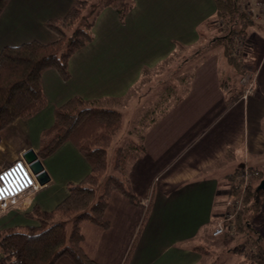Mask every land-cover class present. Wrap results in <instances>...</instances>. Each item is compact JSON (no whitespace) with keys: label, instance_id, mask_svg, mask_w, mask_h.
Returning a JSON list of instances; mask_svg holds the SVG:
<instances>
[{"label":"crops","instance_id":"1","mask_svg":"<svg viewBox=\"0 0 264 264\" xmlns=\"http://www.w3.org/2000/svg\"><path fill=\"white\" fill-rule=\"evenodd\" d=\"M73 1L9 0L0 14V50L32 40L54 41L56 34L44 23L65 14ZM216 12L215 0H133L121 22L112 7H105L92 27V41L68 59L69 78L63 80L51 68L42 73L46 107L28 119H16L2 132L0 153L14 151L15 159L27 148L36 149L40 130L32 128L44 120L53 123L54 108L70 97L113 108L114 100L125 98L145 73L178 48L190 49L194 58L203 56L178 73H186L181 77L184 93L138 134L143 152L128 164L127 177L139 204L113 192L103 215L108 228L81 224L82 246L98 264H201L204 254L193 248L213 237L215 222L233 193L235 172L245 165L264 169V16L243 32L241 64L254 72V87L242 98L241 89L231 85L239 67L228 62L225 47L218 49L216 37L201 41ZM199 46L203 51L192 52ZM51 156L42 162L50 180L0 215V230L32 224L26 213L33 206L52 209L66 195V184L90 170L69 142ZM59 158L74 159L75 165L62 174L66 179L56 170Z\"/></svg>","mask_w":264,"mask_h":264},{"label":"trees","instance_id":"2","mask_svg":"<svg viewBox=\"0 0 264 264\" xmlns=\"http://www.w3.org/2000/svg\"><path fill=\"white\" fill-rule=\"evenodd\" d=\"M8 1L0 0V14ZM215 3L217 12L214 18L223 20L221 34L216 41L225 47L226 59L234 67H239L240 72L242 64L230 55L227 43L234 34H243L252 18L240 11L236 0H215ZM107 6L112 7L123 22L133 7V0H74L65 14L44 23L56 34L54 41L43 43L32 40L2 47L0 142L2 132L13 121L28 119L47 105L41 82L46 69L56 70L63 80L69 78L68 59L92 41V27L100 11ZM197 48L192 52L203 51L201 46ZM201 57L197 54L196 61ZM121 127L122 113L102 106L97 100L72 96L54 108L50 127L53 136L37 152L39 158L52 154L63 143L69 142L87 161L90 170L78 182L66 184V195L52 209L33 206L26 213L34 220L32 224L0 230V264H98L82 246L81 224L87 222L100 229L108 228V221L103 215L113 192L123 195L132 205L140 202V196L127 177L130 153L122 146L115 147L111 166L108 165V148ZM131 145L136 151L134 157L143 152L139 143ZM258 192L253 189L245 193L242 208L235 217L239 234L247 233L250 227L244 219L249 206L246 202L249 193L256 196ZM148 212L149 207L144 221ZM258 218L264 225V208ZM247 238L252 251L248 249L246 257L264 264V243L250 234ZM193 249L208 253L206 247Z\"/></svg>","mask_w":264,"mask_h":264},{"label":"rangeland","instance_id":"3","mask_svg":"<svg viewBox=\"0 0 264 264\" xmlns=\"http://www.w3.org/2000/svg\"><path fill=\"white\" fill-rule=\"evenodd\" d=\"M254 9L257 11L256 7H254ZM251 18L252 20H255L256 17L251 15ZM222 24L223 20L216 18L209 21L208 27L204 26V34L201 38V41H205L206 37H218L221 34L220 27ZM217 47L220 50L222 48V45L217 43ZM189 50L190 49L184 47L178 48L170 58L158 65L155 69L149 70L147 73H145L138 81V83H136V85L130 90V92L126 95L125 98L113 101L111 106L113 108H118L119 111L122 113L123 124L119 132L114 136L112 143L108 148L109 167L111 166L115 147L118 146H122L130 153L129 161H131L134 158L133 154L136 152L134 151V148L131 144L134 145L139 143L138 134H140L141 131L145 130L146 125L148 124V120L153 117L157 118L161 116L163 112L166 111V106H169L171 103L174 104L176 100L184 93L186 81L184 80V82L183 80H181V77H183L182 75H186V73L182 75H178V73H183L185 70L187 71L188 68L196 61V59L191 56L192 53ZM243 75L245 78L242 82L241 79ZM252 76L253 71L249 67H247V63L246 66H241L240 72H238V74H235L234 80L232 81L231 85L234 86L235 84L236 86L234 87H239V90L241 89L239 97L242 96L248 85L252 82ZM184 77H186V80L188 81V76ZM99 104L104 103L100 101ZM156 105L157 110H152L151 108L156 107ZM51 125L52 121L49 122L44 120L41 125L39 124L37 129H34V127L32 128L33 132H38L40 130V132L37 133L38 144H36L35 142L36 152L42 149L51 140L53 136V132L50 130ZM12 152L13 153L3 151L2 153H0V169L10 163V161H8L9 158L13 159V157H15L14 151ZM53 153L48 156L41 157L40 160L44 162L46 159H48V157H52L51 155H53ZM60 154L61 152L59 151L56 155L60 156ZM62 159L64 158L57 159L55 164L56 170L60 171L59 175L66 173L70 169V165H75L73 158H70L69 160L63 162ZM260 176L256 179H253L249 183L245 193L248 190H257L256 187L259 185L261 179L264 178V169H262V172H260ZM60 178L66 179L67 177L62 175L60 176ZM59 181L60 180L58 179V182ZM56 188L59 187L57 186L55 187V189ZM232 188L233 193L231 195H228L226 202L230 198L234 197L236 191L234 187ZM245 193L243 194V201ZM249 195V200L246 201L249 206L246 209V215L244 219L246 220V223H249V229H253L252 231H250V235H252L253 237L261 238L260 242L264 243V225H262V221L258 218L260 210L264 208V191L259 190L256 196H253V194L251 195L250 193ZM30 196L31 194L25 195L23 197V201L29 199ZM226 202L224 212L226 211ZM15 207L16 206H14L13 208ZM247 235L248 233L239 234L236 231L231 236L225 235V239H223V235L219 237L207 238L206 241L203 242L202 246L208 248V253H203L204 255L201 264H258L254 260H250L246 257L248 249L251 250L247 240ZM240 249L242 250V252L240 251Z\"/></svg>","mask_w":264,"mask_h":264},{"label":"built area","instance_id":"4","mask_svg":"<svg viewBox=\"0 0 264 264\" xmlns=\"http://www.w3.org/2000/svg\"><path fill=\"white\" fill-rule=\"evenodd\" d=\"M240 11L248 15L259 18L264 16V0H236ZM257 8V11L254 9ZM256 12V13H254ZM230 55L242 61L243 50L245 48V37L243 34H234L228 40ZM246 75V74H245ZM244 75L242 82L244 81ZM252 82L248 85L242 98H246L254 87V72ZM260 176V172L248 166L239 168L234 174L235 194L226 202V211L216 221L212 230L213 237L222 235L231 236L236 232L235 217L240 211L243 203V194L249 183ZM41 186L38 184L35 175L31 171L29 164L21 155L0 169V214L11 210L14 206L22 203L25 195L36 192Z\"/></svg>","mask_w":264,"mask_h":264},{"label":"water","instance_id":"5","mask_svg":"<svg viewBox=\"0 0 264 264\" xmlns=\"http://www.w3.org/2000/svg\"><path fill=\"white\" fill-rule=\"evenodd\" d=\"M21 157L29 164V167L35 175L38 184L41 187L44 186L50 180V177L37 152L32 148H27L21 153ZM259 190L264 191V178L261 179L259 185L257 186V191Z\"/></svg>","mask_w":264,"mask_h":264}]
</instances>
